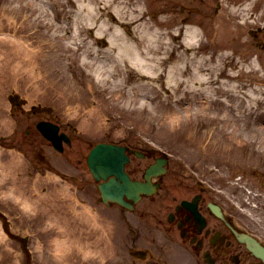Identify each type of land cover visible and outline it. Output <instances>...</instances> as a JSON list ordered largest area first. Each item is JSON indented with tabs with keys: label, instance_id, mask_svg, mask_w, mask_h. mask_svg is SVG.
Masks as SVG:
<instances>
[{
	"label": "rangeland",
	"instance_id": "obj_1",
	"mask_svg": "<svg viewBox=\"0 0 264 264\" xmlns=\"http://www.w3.org/2000/svg\"><path fill=\"white\" fill-rule=\"evenodd\" d=\"M31 1H35L34 4ZM155 1L161 8L151 7V14L156 13L161 17L166 14L175 19L174 23L169 24L173 26L172 30L163 24L162 28L167 31L164 33L165 40L171 38L169 32L180 36L184 26L196 23L202 28L204 26L205 32L208 31L203 40L208 37L211 42L223 44L221 48L226 53V56H219L218 49H215L202 62L198 48H193L191 44L181 46L180 38H174L172 56L182 53L189 56L188 65L202 66L205 75L210 72V68L209 71L206 68L211 66L212 69L221 66L224 71L233 67L237 72L248 69H259L258 72H261L264 48L255 45L252 32L246 30L254 22L243 23L241 19L253 18L256 24L259 20L264 24V0L257 1L255 16L250 14L248 8L237 5L241 0H153V4ZM102 3L97 5L98 11H108ZM39 4L42 6L37 9ZM64 5L57 7L51 4V0H0V39L4 34L0 40V211L10 221V232L19 237H28L26 251L20 245L22 242L9 235L10 232L1 230L0 225V264H101L104 262L101 259H109L116 253L112 241L118 237L114 232L116 224L106 217L114 210L98 203L91 178L83 184L86 187L84 195L76 191V184L72 180L71 184L64 182V175L56 169L59 165L65 171L81 170V167L72 166L75 162L71 159L67 165L63 156L37 136L34 123L39 119L58 121L62 128L73 132L77 139L72 146L80 152L86 151L89 142L101 140L147 143L163 149L169 153L172 172L180 170L190 173L221 188L223 182L229 184V194L234 199L239 197L242 206H245V214L256 221H264V172L258 174L256 179L251 175L246 176V180L243 176L238 177L240 184L243 183L241 187L233 179L239 172L248 174L252 169L264 170V123L260 120L264 118V112L257 108L264 100V83L254 84L249 79L238 81L247 89V95H256H248L246 107V115H251L252 123L247 126L251 131L245 134V141L254 142L251 145L233 146L234 136L229 141L226 138L228 130L225 127L217 129L216 126L217 121L224 118L217 114L218 108L214 111L216 106L222 104L220 98L224 92L219 79L216 84L210 85L211 94L215 97L211 102L213 109H204L199 103L206 99L207 94L198 93L195 102L194 90L188 91L182 100H178L181 99L180 94L172 91L174 84H165L166 75H158L161 68L154 75H147L130 67L128 74L123 70L124 73L116 77L115 69H109L106 59L116 54V45H109L104 36L93 38L95 26L88 28L83 26L86 24H80L66 29V22L75 7ZM220 6L222 10L217 14L216 7ZM235 7L243 11L235 12ZM55 12H59V19ZM103 18L119 24L112 12L104 14L99 20ZM44 22H50L60 34L78 37V42L69 44V50H59L58 53L63 55L64 65L69 60L66 54L74 55L76 66L82 67L81 72L77 68L65 66L56 69L51 66L50 59L56 56L49 54L54 49L40 35L44 28L50 29V24L44 26ZM58 25L61 27L57 28ZM119 27L124 35L135 33L132 27ZM256 40L264 43V29ZM224 41L230 43L229 48H226ZM160 52L146 55H160ZM83 54L90 55L87 57L91 59L103 60L101 69L105 74L100 76L102 81L98 82L89 68L78 63L79 56ZM129 73V80L121 79L123 76L129 77ZM189 76L185 73L183 78ZM224 77L227 75L220 76ZM146 82L148 88H143ZM194 82L185 81V84L191 89L196 86ZM12 90L25 100L21 115V111L16 110L17 107L9 100ZM134 96L138 97L137 102L129 101L128 104L127 100ZM33 109H36L34 113ZM219 113H222V109ZM69 124L76 129L73 130ZM230 125L237 123L231 121ZM178 173L174 176L180 179ZM9 187L18 194L16 200L9 193ZM257 195L263 197L260 205ZM32 200H36V203ZM262 230L264 232V228ZM90 254L94 258H88Z\"/></svg>",
	"mask_w": 264,
	"mask_h": 264
},
{
	"label": "bare ground",
	"instance_id": "obj_2",
	"mask_svg": "<svg viewBox=\"0 0 264 264\" xmlns=\"http://www.w3.org/2000/svg\"><path fill=\"white\" fill-rule=\"evenodd\" d=\"M34 2L35 1H31L32 4H34ZM100 3L104 4L103 7L108 9L109 12L107 10H103L102 12L98 11L97 5ZM54 4L57 6H65L64 4H70L75 7V11L72 12L71 15H69V18L66 22V29L68 27H71L73 29L74 26H81L80 24H86L83 26H88V28H93V26H95L93 38L105 36L108 38L109 45H116V54H112L111 56L106 58L109 63V69H115L114 73L116 77H118L120 73H124L123 70H125L128 74V72L131 71L130 67L137 70V72L141 74L147 75H154L156 70L161 68L158 75H166L167 81H165V84L171 85V83H173L174 85H180L183 82L181 77L187 72L193 75L194 79L199 80L200 87L196 89L198 91L209 94H211L210 85L214 83L216 84L217 80L220 79L219 77L221 76V73L223 71L222 67H218V71H220L221 73H218L216 81H213L211 79V70L209 74L207 73V75H205L206 73L203 71L202 66L197 65L191 67L188 65L187 60L189 56H186L183 53L176 54L175 57L172 56V52H174L175 46L173 44V40L174 38H178L179 36H176L175 34L169 32L171 38L169 40H165L164 33L167 31L166 28L164 30L162 27L164 26L163 24H165L166 27L169 28V30L174 29L173 26L169 24L174 23L175 19L166 14L162 17L156 13L151 14L153 12L152 8L155 6H159V3H157V1L154 2V5L153 0H66V2H63L62 0H54ZM246 5L249 8L252 3H248ZM41 6L42 4H39L36 6V8L40 9ZM157 10L166 13L162 9ZM111 12L117 16L116 21L119 24L111 23L109 20H106L104 18L101 21L99 20L100 18H102V16H104V14ZM132 23H134L133 26H131ZM49 24L50 22H44V26H47ZM120 25H126L128 28L132 27V29L135 30V33H131V35H124L123 32H121V28L119 27ZM197 25L198 24L193 23V25L184 26L183 37L181 38V40L185 47L188 46V44H191L194 47L198 45V47L205 48V46L207 45L203 41V36L206 32L204 28L198 27ZM59 27L61 26L58 25L57 28ZM36 28L38 31H40V28L38 26H36ZM40 35L46 38L48 40V46L54 49L52 50V53H49L51 56H56L50 59L52 62L51 66L55 67L56 69H60V67L65 68V66L67 68H77L81 72L82 67L78 68L76 66L74 62V55H71L70 53L66 54L69 60L66 61V65H64V60L61 57L63 55H59L58 53L59 50H61V52L62 50H69V44L78 42L79 40L77 36H68L67 33L60 34L59 32H56L55 29H53L51 24L50 29L44 28L43 32L40 31ZM1 37L3 39L4 34L3 36L1 35ZM16 42L19 43L18 40ZM224 42L226 44V48H229L230 43L227 41ZM222 46L223 44L214 42V46L212 47V49H218L219 56H226V53L223 52V48H221ZM159 50H161L160 55H152L150 57L146 55V53H153L154 51ZM204 53L205 51H203L199 56V59H201L202 62H205V60L208 58V56H204ZM87 56L85 54L80 55L78 58V63L80 62L82 65H85L86 68H89L92 72V76H94L98 82L102 81L103 78H100V76L105 74L101 69L104 65L103 60H99L95 57H92L91 59ZM227 69L229 70L227 71L228 74H230V71L232 74L235 73L233 70L229 68ZM75 73L80 78L79 73L77 71H75ZM240 74L245 77H251V80L255 83L258 82L257 69H252L248 72L242 70ZM127 78H130V73L129 77ZM261 81H264V76ZM224 83L233 86V84H231V82H229L228 80L220 81V84ZM147 85H149L148 82L144 83L142 87L148 88ZM241 88H243V86ZM172 90L173 92H176L177 88L172 87ZM184 90L185 86H183L180 91ZM242 92L244 97H248L247 89L242 90ZM115 99H117L116 96ZM137 100L138 97L136 96H134V98L130 97L127 100V103L129 104V101H133L134 103L137 102ZM213 101L214 99L211 97V95H207V98L203 99V101L199 104L201 108L213 109V107H211V102ZM237 102H239V100H237ZM220 106H222V111L224 113H227V110L224 109V104H221ZM177 116H179L178 113ZM230 119L233 122H236L237 126L240 127V123L236 121L235 118L231 117ZM213 131L216 132L214 129ZM8 190L12 197L17 199L18 194L14 193V188L9 187ZM22 202L27 204L25 201ZM32 202L36 203V200H32Z\"/></svg>",
	"mask_w": 264,
	"mask_h": 264
},
{
	"label": "flooded vegetation",
	"instance_id": "obj_3",
	"mask_svg": "<svg viewBox=\"0 0 264 264\" xmlns=\"http://www.w3.org/2000/svg\"><path fill=\"white\" fill-rule=\"evenodd\" d=\"M140 150L145 152L143 148ZM142 165L141 160L134 159L129 170L137 173ZM158 180L160 184L163 181L161 177ZM183 192L180 197L171 199L168 191L161 190L159 196L143 197L135 204V214L143 225L140 229L147 231L149 237L148 244L142 247H136V237L132 238V244L135 249H140L141 253L137 255L141 257L152 252L148 258L142 259L143 264H184L183 261L192 264H249L258 261L236 239L228 224L211 211V191L203 187L192 189L187 184L183 186ZM221 206L227 220L244 228L240 222L231 219L228 206ZM172 241L179 252L177 257L167 253Z\"/></svg>",
	"mask_w": 264,
	"mask_h": 264
},
{
	"label": "water",
	"instance_id": "obj_4",
	"mask_svg": "<svg viewBox=\"0 0 264 264\" xmlns=\"http://www.w3.org/2000/svg\"><path fill=\"white\" fill-rule=\"evenodd\" d=\"M125 159L122 148L119 146L100 143L91 150L88 162L95 177L98 175L105 177L111 173L117 177L116 180L111 178L101 185L104 198L120 199L124 192L131 194L142 189L141 185L130 182L124 175L122 165ZM118 180H122V183Z\"/></svg>",
	"mask_w": 264,
	"mask_h": 264
}]
</instances>
